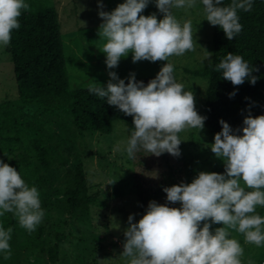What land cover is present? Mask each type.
Listing matches in <instances>:
<instances>
[{"label":"clouds","instance_id":"1","mask_svg":"<svg viewBox=\"0 0 264 264\" xmlns=\"http://www.w3.org/2000/svg\"><path fill=\"white\" fill-rule=\"evenodd\" d=\"M150 2L125 0L106 12L103 0H98L103 21L98 35L106 41L99 50L106 55L108 69L118 67L129 53L133 63L167 62L147 85L137 81L135 73L125 83L114 71H109L106 86L93 79L88 85L91 93L133 117L135 130L126 148L131 159L141 149L157 157L164 153L178 157L183 142L178 134L192 128L203 130L207 119L198 113L194 93L177 82L174 65L168 62L173 55L195 51L192 21L181 23L172 9H192L197 0H155L163 13L159 20L155 13L141 15ZM202 4L205 20L219 26L231 41L243 28L237 10L251 11L253 0H232L228 6H222L223 0H202ZM24 10H30L25 0H0V46L10 44ZM216 70H223V79L234 86L246 80L255 85L258 80L252 73L259 69L231 52ZM235 95L229 94L230 98ZM219 123L222 130L215 134L211 151L224 161L225 172L201 171L190 184L165 187L168 203L150 201L138 223L133 222L135 214L129 215L121 254L126 264H242L244 249L237 239L229 238L230 229L243 234L245 243L264 246V217L256 212L257 206L264 207V115L249 113L243 128L235 131L223 119ZM241 181L253 190L246 191ZM177 202L181 207L168 206ZM5 213H13L29 233L45 215L37 187H30L16 168L0 159V217ZM213 224L223 226L213 232ZM12 232L11 227L5 230L0 225V253L5 260L11 257Z\"/></svg>","mask_w":264,"mask_h":264},{"label":"rangeland","instance_id":"2","mask_svg":"<svg viewBox=\"0 0 264 264\" xmlns=\"http://www.w3.org/2000/svg\"><path fill=\"white\" fill-rule=\"evenodd\" d=\"M57 7L68 63L70 86L87 87L92 79L107 84L109 71L117 73L127 81L131 73L136 78L155 76L166 61H140L133 63L132 54L121 58L118 67L108 69L106 55L99 47L106 42L98 35L103 23L98 0H42ZM125 0H103V11L111 12ZM202 0H197L192 9L174 8L173 15L183 23L190 19L193 38L197 40L195 51L182 56H171L174 76L185 85V91H192L198 113L203 116L204 98L208 82L205 77L196 76L188 70L204 67L212 59L213 26L207 21ZM155 13L163 19L151 0L141 15ZM11 43L0 46V101L17 99L18 85L12 60ZM210 52L211 54H209ZM210 55V59L208 58ZM29 122L28 138H41L60 158L68 160L53 167L47 173L46 183L40 188L41 207L45 215L36 230L29 233L21 226L11 234V257L4 259L0 253V264H126L122 257L124 232L129 215L134 223L142 218L138 191L154 189L164 180L166 187L181 182L191 183L199 172H212L224 161L211 151L214 137L205 125L180 132V155L164 153L159 157L143 149L128 157L126 148L129 140L126 122L113 118L112 131L80 130L68 117L65 104L50 110L39 102H28L24 107ZM88 184L89 194H97L108 206L90 205L79 217L69 211L65 187L72 184L79 168ZM246 191H252L241 181ZM164 192L159 204L168 203ZM170 207H181L180 203H169ZM257 214L264 217V207L257 206ZM43 230L39 235V227ZM202 226V225H201ZM222 224H213L212 231ZM9 228V227H7ZM5 228V230H7ZM229 238H235L244 249L243 264H264V246L245 243L243 234L229 230ZM57 245V246H56ZM57 247V248H56ZM56 248V256L51 249Z\"/></svg>","mask_w":264,"mask_h":264},{"label":"trees","instance_id":"3","mask_svg":"<svg viewBox=\"0 0 264 264\" xmlns=\"http://www.w3.org/2000/svg\"><path fill=\"white\" fill-rule=\"evenodd\" d=\"M30 10L22 11L20 28L14 29L11 38V52L19 96L13 100L0 101V159L19 171L29 186L38 191L46 183L47 173L53 167L64 164L68 159L58 157L41 138H28L29 122L24 107L28 102H39L53 110L61 104L68 107V117L80 130L112 131L113 118L124 120L129 139L134 129L133 117L126 116L117 107L107 103L87 87L70 86L67 55L58 9L42 0H25ZM232 0H223L222 6ZM242 31L229 41L219 26H213V54L204 67L188 70L196 76L207 79V95L204 98L203 116L205 125L213 137L222 130L219 123L226 121L235 131L243 128V121L249 113L256 117L264 115V0H253L251 11L238 9ZM231 52L243 56L250 66L258 68L252 75L258 77L255 85L246 80L234 86L223 79V70L217 65ZM155 76L136 78L145 85ZM125 81V83H127ZM105 85L106 84H101ZM235 92L234 97L229 96ZM242 135V131L238 133ZM11 158V159H9ZM79 168V167H78ZM212 172H225V164L212 168ZM167 183L145 191L139 190L142 216L150 201L164 195ZM69 211L79 217L90 205L107 207L108 204L97 194H89L88 184L81 168L75 174L72 184L65 187ZM4 228L20 227L13 213L0 217ZM43 227L38 231L41 234ZM57 246V245H56ZM57 248V247H56ZM56 248L51 249L56 256ZM243 264V263H242Z\"/></svg>","mask_w":264,"mask_h":264}]
</instances>
